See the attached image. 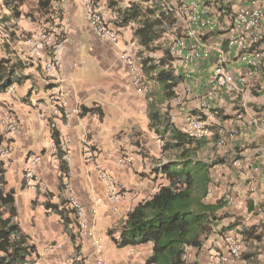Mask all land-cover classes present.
Returning <instances> with one entry per match:
<instances>
[{
	"label": "crops",
	"instance_id": "0c3cea01",
	"mask_svg": "<svg viewBox=\"0 0 264 264\" xmlns=\"http://www.w3.org/2000/svg\"><path fill=\"white\" fill-rule=\"evenodd\" d=\"M93 1L104 18L118 28L120 39L117 43L101 40L94 34L86 17L84 0H24L20 6L21 16L6 22L8 36L0 34V61L6 60L15 68L14 82L0 93V113L15 115L22 125L20 133L9 135L13 150L2 160L8 186L15 189L20 223L37 247L34 256L37 264L94 261L92 240L84 238L80 241V229L75 219L69 217L64 223L58 212L44 206L46 201L61 207L67 205L60 162L53 157L54 130L68 153V175L73 192L86 206L93 204L97 197L104 199L95 225V233L102 240L104 257L110 264H146L153 249L151 242L120 247L116 241L121 240L119 228L129 212L150 199L161 185L170 184L159 169L164 165L175 166L177 152L164 148L157 127L163 129L165 125L151 126L155 113L158 111L182 133H185L187 112L206 114L213 134L195 145L198 157L207 147L213 155L216 141L224 134V129L240 125L238 111H243L244 120L248 119L245 110L264 115L263 67L261 73L248 75L246 82L239 83L233 92L220 89L209 98L196 88L185 110L176 118L174 96L168 93L166 86L178 76L171 67L168 51L176 23L163 11L160 0ZM253 1L264 5V0H217L215 16L227 25L242 6ZM134 2L153 10L150 17L161 11L169 17V21L163 20L161 35L150 48L141 44L135 34L138 22L132 21L124 26L116 24ZM0 12L2 15L11 14L1 0ZM1 23L5 24L2 17ZM45 26H50L55 34L63 33L67 39L61 52L60 68L51 74L44 69L46 51L33 56L25 40L26 35ZM214 39L221 42L219 35ZM124 53L132 54L143 67L147 84L145 93L137 91L123 59ZM213 66L212 61L201 62L183 72H191L194 81L204 83L213 73ZM230 67L238 81L246 73L245 67L237 61L231 62ZM162 71H168L173 79L161 81L159 73ZM177 80L183 81L182 78ZM205 101L208 104L204 106ZM65 111L72 113L71 117H65ZM242 142L248 147L240 154V167L227 164L226 158L222 162L221 159L199 157L208 163L211 179L208 189H212V194L205 200L223 202L218 212L221 220L214 232L201 248L191 247V255L199 264H206L211 250H223L221 236L225 232L242 234L246 243L245 254H251L252 259L255 257L256 263L264 264V137L259 136L256 127L243 128L235 141L228 142L227 158L236 157L237 145ZM86 144L96 149L101 167L114 169L125 186L119 213L113 212L105 201V183L100 177V168L85 161ZM32 154L40 155L42 159L37 167L42 183L36 187H28L25 180L28 158ZM128 154L133 158L132 163L123 169L118 168L116 160ZM216 177L220 178L219 182H215ZM231 198L238 202L237 207L229 203ZM243 229L250 230V238L242 233ZM109 243L112 249L108 248ZM77 244L81 245L80 249L76 248ZM131 248L142 249L143 256H129Z\"/></svg>",
	"mask_w": 264,
	"mask_h": 264
},
{
	"label": "built area",
	"instance_id": "2783aa9c",
	"mask_svg": "<svg viewBox=\"0 0 264 264\" xmlns=\"http://www.w3.org/2000/svg\"><path fill=\"white\" fill-rule=\"evenodd\" d=\"M217 0H160V6L171 20H174L175 31L172 32L168 51L171 57V67L176 71L177 78H182V82H177L172 87L173 104L176 109L175 117L186 108L187 101L190 100L196 88L204 92L203 96L213 98L220 89L227 92L237 90L239 83H244L248 75L261 73L264 67V5L253 1L250 5L242 6L231 18L229 24L223 25L215 16V4ZM86 17L94 34L101 40L117 43L120 33L116 26L107 21L102 12L96 7L93 0H84ZM2 14L0 12V19ZM165 20V19H164ZM1 33L8 36L6 24H0ZM220 36L221 42H215L214 37ZM25 40L31 48L33 56H39L46 51L44 69L51 74L58 71L61 64V52L65 47L67 39L62 34H55L50 26H45L39 31L25 36ZM123 59L129 67L130 74L136 89L140 93H145L147 84L141 66L136 62L130 53H124ZM212 61L214 70L211 76L202 83L200 80L194 81L191 72H183L186 68L201 62ZM237 61L239 65L245 67L246 73L239 81L235 72L230 67V63ZM14 90V87H11ZM199 95V94H198ZM200 96V95H199ZM208 104L204 102V106ZM248 119L244 120L243 111L237 112L240 125L224 129V134L218 137L215 145L217 159L224 158L227 152L229 141H235L240 131L245 127H256L260 137H264V115L254 110H245ZM248 112V113H246ZM72 113L65 111L64 116L69 118ZM21 122L18 117L10 113H0V159L9 157L12 153V144L9 135L20 133ZM185 134L194 140H203L213 134L212 125L204 112H187L185 115ZM63 151L66 152L64 146ZM248 147L246 142L237 145L236 157L233 164L236 167L242 165L240 154ZM84 158L87 163H95L100 168V177L105 183V201L110 205V209L119 213V204L125 193V186L120 182L114 169H105L97 159L96 149L90 144L84 148ZM54 159L58 161L57 148L55 145ZM68 161V153H66ZM41 156L32 154L28 158V167L25 171V180L28 187H36L42 183L41 176L37 173V167L41 164ZM131 155H123L116 160L118 168L123 169L132 163ZM62 173V172H61ZM62 186L66 191L67 205L72 217L79 226V238H90L94 247V261L73 260L71 264H110L104 257L102 240L95 233L96 217L100 205L104 200L97 197L93 204L86 206L73 192L69 175L62 174ZM216 179L215 182H218ZM212 194V189H208V195ZM229 203L235 207L238 202L231 198ZM224 242L223 250H211L208 254L206 264H248L245 259L246 243L242 234L237 232H225L222 234ZM191 247L184 250L185 264H199L191 255ZM50 249V247L48 248ZM131 257H142L143 250L131 248Z\"/></svg>",
	"mask_w": 264,
	"mask_h": 264
},
{
	"label": "trees",
	"instance_id": "16d2710c",
	"mask_svg": "<svg viewBox=\"0 0 264 264\" xmlns=\"http://www.w3.org/2000/svg\"><path fill=\"white\" fill-rule=\"evenodd\" d=\"M1 1L11 13L2 15L5 24L21 16L20 6L24 0ZM152 13L153 10L145 8L142 3L134 2L123 12L122 18L116 24L124 26L132 21L138 22L135 34L141 44L150 48L153 41L161 35L163 20L169 21V17L162 11L150 17ZM14 76L15 68L9 66L6 60L0 61V93L6 91L14 82ZM159 78L163 82L173 79L168 71L160 72ZM177 82V78H174L166 85L171 96L172 87ZM158 125H165L163 129L157 127L164 140V148L177 152L175 166L169 168L164 165L159 169L170 180V184L161 185L150 199L139 203L129 212L125 223L119 228L121 240L116 243L124 247L151 242L153 249L146 264H185V247H202L221 220L218 212L223 202L211 203L205 200L211 179L208 163L203 162L196 153L195 145L198 146L200 140L189 138L177 130L157 111L152 117L151 126ZM168 130L169 135L166 134ZM53 138L60 160V170L62 174H68L66 152L61 147V139L56 130L53 131ZM221 160L225 162V159ZM14 195L15 189L9 188L6 179L5 163L0 159V264H37L34 259L37 247L20 223L19 208ZM44 206L58 212L64 223L72 217L68 205L61 207L60 204L46 201ZM242 233L250 238L249 229H243ZM76 248L80 249L81 245L77 244ZM244 257L248 264H258L251 254L246 253Z\"/></svg>",
	"mask_w": 264,
	"mask_h": 264
},
{
	"label": "rangeland",
	"instance_id": "374dc122",
	"mask_svg": "<svg viewBox=\"0 0 264 264\" xmlns=\"http://www.w3.org/2000/svg\"><path fill=\"white\" fill-rule=\"evenodd\" d=\"M0 34H2V33H0ZM206 145V144H205ZM199 157L200 158H202V159H209V160H214V158L215 159H217V155H216V153H215V150H214V154L213 155H211V149L210 148H206V149H203L201 152H200V155H199ZM224 158H226L228 161H227V164H233V160L235 159V157H232V158H227V155H225V156H223ZM233 166V165H232ZM216 179H219V181H220V178L219 177H216L215 178V180ZM218 181V182H219ZM27 185V184H26ZM23 210V209H22ZM105 245V244H104ZM105 247V252L107 251V248H106V246H104ZM108 248H111L112 249V246L110 245V243H109V245H108ZM110 250V249H109ZM108 250V251H109ZM106 254V253H105Z\"/></svg>",
	"mask_w": 264,
	"mask_h": 264
}]
</instances>
